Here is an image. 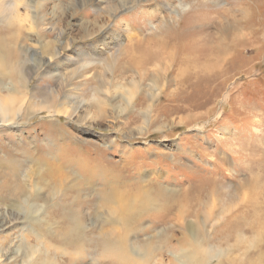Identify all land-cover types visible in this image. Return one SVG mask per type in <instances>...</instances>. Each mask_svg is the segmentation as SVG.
Instances as JSON below:
<instances>
[{
	"label": "rangeland",
	"instance_id": "1",
	"mask_svg": "<svg viewBox=\"0 0 264 264\" xmlns=\"http://www.w3.org/2000/svg\"><path fill=\"white\" fill-rule=\"evenodd\" d=\"M33 1L12 54L43 66L3 93L26 104L0 125V264L63 252L71 213L73 264H264V0ZM112 240L129 261L100 260Z\"/></svg>",
	"mask_w": 264,
	"mask_h": 264
},
{
	"label": "bare ground",
	"instance_id": "2",
	"mask_svg": "<svg viewBox=\"0 0 264 264\" xmlns=\"http://www.w3.org/2000/svg\"><path fill=\"white\" fill-rule=\"evenodd\" d=\"M23 0H17V2L15 3L14 7L10 6V4L6 3L3 4V6H5V8L10 6V9L8 10V14L6 15V17H4L5 20V27L4 30L2 32H0V125L4 124L6 122V118L8 115H13L14 111L20 113L22 110H24L25 104H26V100L22 97V98H18L17 96L10 97L9 95H5L3 94L5 91L7 93H11V88L6 86L5 80L8 79L10 82H14L17 75L21 76L22 74V70H25V73L27 72H34L40 69V67L43 66V64H41V60H35L34 62L36 64H30L29 66H26V64L23 63V61H21L19 59V56L17 55H13L12 52L15 50H17V48L19 47V45H22L24 43V41H26L25 39V34L23 33V29H26V27L28 28L29 31L33 30L35 27L33 26V22L35 17L32 15L33 11L32 9H34L33 5H34V1L30 0V1H26L24 3L23 1V8H24V13L20 14L19 13V5L20 2H22ZM42 1V0H41ZM123 3H126V0H120ZM117 2H119L117 0ZM4 3V2H3ZM159 3V2H158ZM128 4V3H127ZM126 4V5H127ZM125 5V4H124ZM158 5V4H157ZM1 6V5H0ZM157 9V8H156ZM201 11V10H200ZM147 16V15H146ZM126 24V23H125ZM128 24V23H127ZM129 25V24H128ZM127 25V26H128ZM199 27V26H198ZM34 31V30H33ZM193 31V30H192ZM170 32V31H169ZM168 32V33H169ZM174 32V31H172ZM173 34V33H172ZM184 34V33H183ZM190 34V33H189ZM192 35V33L190 34ZM177 36V35H176ZM187 36V35H186ZM193 37V36H192ZM186 38V37H185ZM189 38V37H188ZM195 38V37H194ZM191 39V38H190ZM195 40V39H194ZM177 41V40H176ZM186 41V40H185ZM104 42V41H103ZM197 42V41H196ZM182 44V43H181ZM190 46V45H189ZM96 47L91 46L90 50H94ZM168 48V47H167ZM189 48V47H188ZM164 52H170L167 51L166 47H162L161 48ZM202 49V48H201ZM82 51V50H81ZM86 51V50H85ZM79 53V52H78ZM148 54V53H146ZM57 56V54H55ZM81 55H84L83 51L81 52ZM148 56V55H147ZM189 57V56H188ZM55 57H52V59H54ZM187 58V57H186ZM56 59V58H55ZM54 59V60H55ZM191 59V58H190ZM167 60V59H166ZM49 66H52L49 65ZM53 71H55L53 69ZM58 71V70H57ZM163 76V75H162ZM23 77V76H22ZM31 74H27L26 77H23L24 80L29 81L31 78ZM143 77V76H142ZM141 78V75H140ZM161 80V79H160ZM141 81V80H140ZM61 90L59 92L61 95H63V87L60 88ZM46 90H48V86H46ZM60 95H58L57 97L53 98V101H55L56 103L59 101ZM7 99L10 101V105L7 107L4 104V100ZM18 105V106H17ZM17 107V108H16ZM14 109V110H13ZM4 110V111H3ZM59 115L62 114L64 117L66 118H75V112H71L68 113L66 111H62V112H58ZM58 113H56L55 111H52L51 115H57ZM7 124V123H6ZM5 125V124H4ZM8 187V184L5 180H3L2 184H0V192L3 191V196L5 194V189ZM67 189H69L68 185L65 189V191H63V194L60 197V201H64L65 198H71V193H69L67 191ZM49 191V190H48ZM78 191H80V189H78ZM81 191H83L81 189ZM10 194H13V198L14 201L13 202H19L20 196L21 194L25 193V191L23 189H20L19 187L17 189H11V192H9ZM21 193V194H20ZM79 194V193H78ZM123 197V196H122ZM8 198L5 196V201ZM133 199V198H132ZM57 200V201H59ZM59 201V202H60ZM106 202H110L109 198H107ZM64 203V202H63ZM136 205V204H135ZM142 205V204H141ZM154 205V204H153ZM66 206V205H65ZM64 206V207H65ZM134 206V205H133ZM129 207L128 203H121V207H120V211L123 212L125 211L124 209H127ZM27 208V207H26ZM70 208V207H69ZM132 208V207H131ZM129 208V209H131ZM134 211L136 210L135 207ZM141 208V206H140ZM66 210V209H65ZM162 210V209H160ZM64 212V211H63ZM130 212V211H129ZM141 212V211H140ZM160 212V211H159ZM133 213V212H132ZM72 214V215H71ZM70 216H68V222L67 223H63L64 224V228H63V232L59 235L60 236V241L62 242V245L65 246L63 248V252H61L60 254L58 253H52V254H45V249L43 250V252L38 251L37 254L35 253V257L32 260H27L26 262H24L25 264H54V259H53V255L55 256H62L64 255L65 258H63L64 260H62L63 262L59 261L57 264H73L75 261L80 262L81 260H83V256L82 254L79 252L83 245H84V239L86 237L87 240V236L83 233L84 229H81L82 227V221H78L76 222V218H75V214L71 213ZM137 214V213H135ZM140 214V213H139ZM138 214V215H139ZM160 214V213H159ZM164 214V213H163ZM130 215V213H129ZM142 215V214H140ZM139 215V216H140ZM165 215V214H164ZM135 216V215H134ZM158 216V215H157ZM162 217V216H161ZM33 218V217H32ZM120 218V217H119ZM133 218V217H132ZM131 219V217L129 218ZM128 219V220H129ZM137 219V217H136ZM116 220V219H115ZM119 220V219H118ZM122 220V219H121ZM117 221V220H116ZM125 221V219L123 220V222ZM127 221V220H126ZM163 221V220H162ZM167 220H165L164 222H166ZM131 222V221H130ZM162 222V223H164ZM127 223V222H126ZM61 226V225H60ZM126 226V225H125ZM129 226V225H128ZM40 229V228H39ZM38 237V236H37ZM39 238V237H38ZM122 238V237H120ZM108 239V238H107ZM125 239V237H124ZM53 240H57V239H53ZM120 240V239H119ZM59 241V240H58ZM118 241V240H117ZM123 241V240H122ZM38 242V240H37ZM27 243V242H26ZM112 246L109 248L108 251H104L102 252L100 255L102 259H107L111 260L112 258L117 259V261L119 262H127L129 261L128 259H126L124 256H120L118 255V251H116L114 249L115 247V243H113V240L111 241ZM117 243V242H116ZM119 243V241H118ZM122 243V242H121ZM29 244V243H28ZM40 244V243H39ZM118 246V245H117ZM119 247V246H118ZM107 248V249H108ZM117 249V248H116ZM115 251L118 253H115ZM54 252V251H53ZM58 254V255H57ZM85 254V252H84ZM123 254V253H122ZM53 259V260H52ZM51 260V261H50ZM100 260L98 262H100ZM53 261V262H52ZM112 261V260H111ZM101 264V263H100Z\"/></svg>",
	"mask_w": 264,
	"mask_h": 264
}]
</instances>
